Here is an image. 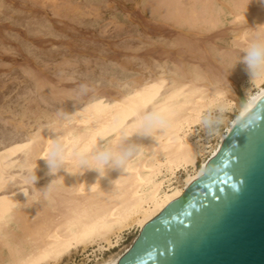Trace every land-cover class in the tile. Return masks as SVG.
Segmentation results:
<instances>
[{
	"label": "rangeland",
	"instance_id": "1",
	"mask_svg": "<svg viewBox=\"0 0 264 264\" xmlns=\"http://www.w3.org/2000/svg\"><path fill=\"white\" fill-rule=\"evenodd\" d=\"M163 1L0 0V154L5 156L4 166L10 167L11 176L0 177V214L33 194V185L39 181L55 178L37 175V181L29 183L27 177L35 172L23 166V157L31 136L58 114L70 110L87 113L113 100L119 109L113 127L120 128L130 124L134 114L129 106L113 98L126 96L129 102L148 106L159 95L175 96L188 88L180 84V68L175 64L180 62V30L191 29L185 17L177 14L180 2L169 1L173 5H167ZM212 1L219 7L229 2ZM181 2L189 13L193 0ZM80 84L90 85L91 91L73 103L69 96ZM203 110L198 112L192 129L195 138L212 151L236 116V109L228 112L219 133L212 136L198 124ZM108 132H100L84 146ZM192 172V168L178 171L170 182L161 178L159 189L173 192L185 188ZM148 174L146 166L145 185L150 181ZM127 220L116 223L97 239L84 228L76 246L57 261L31 264H117L142 230L135 218ZM110 242L117 245L110 247Z\"/></svg>",
	"mask_w": 264,
	"mask_h": 264
},
{
	"label": "bare ground",
	"instance_id": "2",
	"mask_svg": "<svg viewBox=\"0 0 264 264\" xmlns=\"http://www.w3.org/2000/svg\"><path fill=\"white\" fill-rule=\"evenodd\" d=\"M169 1L180 2L177 14L185 17L191 29V32L180 30V62L175 64L180 68V84L188 88L177 90L175 96H172L173 93L159 95L148 107L166 109L171 116L170 126L155 138H137L141 151L126 171L113 169L101 178L95 170L70 168L68 172L62 170L55 178L49 177L33 185V194L0 214V264L57 261L75 245L84 228L93 232L97 239L116 223L124 224L127 219L135 218L142 229L203 174L207 161L264 103V80L251 81L244 63L239 61L252 33L257 27L264 28V6L257 0H229L223 7L212 0H193V6L186 13L181 0L163 2L169 5ZM139 15L146 19L145 15ZM125 97L113 99L118 98L135 114L138 105ZM249 99H252V104H248L250 114L243 117ZM214 101L226 103L229 111L236 109V116L230 120L216 147L209 151L207 144L195 138L192 128L198 112ZM118 111L113 100L93 107L87 113L70 110L66 114L71 121L62 128L61 136L65 142L79 140L84 145L100 132L108 130L107 140L115 141L119 128L113 125ZM48 125L31 136L23 157V166L39 176L48 174L43 159L47 144L52 139ZM208 152L209 155L204 158ZM4 158L0 154V177L6 174L11 177L10 167L4 166ZM146 166L150 173L147 185L143 183ZM190 168L193 175L185 188L173 192L159 189L161 178L170 182L178 171ZM48 184H53L54 188L45 196L41 188ZM108 244L115 247L117 242Z\"/></svg>",
	"mask_w": 264,
	"mask_h": 264
},
{
	"label": "water",
	"instance_id": "3",
	"mask_svg": "<svg viewBox=\"0 0 264 264\" xmlns=\"http://www.w3.org/2000/svg\"><path fill=\"white\" fill-rule=\"evenodd\" d=\"M254 113L117 264H264V103Z\"/></svg>",
	"mask_w": 264,
	"mask_h": 264
},
{
	"label": "clouds",
	"instance_id": "4",
	"mask_svg": "<svg viewBox=\"0 0 264 264\" xmlns=\"http://www.w3.org/2000/svg\"><path fill=\"white\" fill-rule=\"evenodd\" d=\"M257 3L264 6V0H257ZM239 61L244 63L251 81L264 80V28L257 27L252 33ZM90 91V85L80 84L75 93L69 96V100L73 103L78 102ZM248 104H252V99H249L245 105L246 111L243 117L250 114ZM228 112L226 103L214 101L200 113L198 124L207 135H216L223 127ZM251 117L255 121L262 118L258 113H251ZM70 121L71 117L68 114L61 113L47 126L52 136L43 156L47 173L57 176L62 170L68 172L70 168L83 171L95 170L102 178L113 169L126 171L141 151V145L136 142L137 138H155L158 133L170 126L171 116L164 108L138 105L132 122L119 128V135L115 141H108L104 134H100L98 140L88 146L82 145L79 140L65 142L62 138V128ZM247 123H251V120L246 121L245 126ZM37 179V174L31 172L27 177L29 183H35ZM53 188V184H48L41 188V191L47 196Z\"/></svg>",
	"mask_w": 264,
	"mask_h": 264
}]
</instances>
